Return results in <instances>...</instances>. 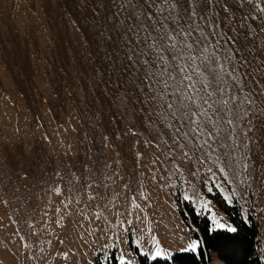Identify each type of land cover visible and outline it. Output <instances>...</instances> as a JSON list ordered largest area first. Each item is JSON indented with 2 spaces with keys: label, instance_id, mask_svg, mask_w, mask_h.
Here are the masks:
<instances>
[{
  "label": "rangeland",
  "instance_id": "obj_1",
  "mask_svg": "<svg viewBox=\"0 0 264 264\" xmlns=\"http://www.w3.org/2000/svg\"><path fill=\"white\" fill-rule=\"evenodd\" d=\"M113 11L109 0H0V264L198 250L190 208L212 229H236L225 208L252 218L264 264V113L249 131L235 107L239 147L174 165L126 99Z\"/></svg>",
  "mask_w": 264,
  "mask_h": 264
},
{
  "label": "snow or ice",
  "instance_id": "obj_2",
  "mask_svg": "<svg viewBox=\"0 0 264 264\" xmlns=\"http://www.w3.org/2000/svg\"><path fill=\"white\" fill-rule=\"evenodd\" d=\"M109 2L122 72L131 83L126 99L156 132V147L174 165L190 153L211 159L214 145L239 147L234 108L243 109L249 131L264 113V23H257L264 21V0ZM221 122L228 129L223 137Z\"/></svg>",
  "mask_w": 264,
  "mask_h": 264
},
{
  "label": "trees",
  "instance_id": "obj_3",
  "mask_svg": "<svg viewBox=\"0 0 264 264\" xmlns=\"http://www.w3.org/2000/svg\"><path fill=\"white\" fill-rule=\"evenodd\" d=\"M229 213L236 231L226 229H212L210 219L207 216H197L190 208L194 224H196L204 240V246L197 251H175L170 258H149L147 255H139L141 264H210L208 251H215L226 264H261L256 254L258 244V224L252 219L240 218L238 212L225 208ZM196 234V233H195ZM198 235V234H197ZM97 264H102L97 262ZM103 264H121L115 255ZM127 264V262H125Z\"/></svg>",
  "mask_w": 264,
  "mask_h": 264
},
{
  "label": "crops",
  "instance_id": "obj_4",
  "mask_svg": "<svg viewBox=\"0 0 264 264\" xmlns=\"http://www.w3.org/2000/svg\"><path fill=\"white\" fill-rule=\"evenodd\" d=\"M198 247H199V245H198ZM185 249H187V250H185ZM185 249L184 250H174V251H189V250L197 251V249L193 250L192 246L188 247V248H185ZM155 258H157V257H155ZM159 258H169V256H160Z\"/></svg>",
  "mask_w": 264,
  "mask_h": 264
},
{
  "label": "water",
  "instance_id": "obj_5",
  "mask_svg": "<svg viewBox=\"0 0 264 264\" xmlns=\"http://www.w3.org/2000/svg\"><path fill=\"white\" fill-rule=\"evenodd\" d=\"M200 237H201V240H202V242L204 243V240H203V237H202V235L200 234Z\"/></svg>",
  "mask_w": 264,
  "mask_h": 264
}]
</instances>
